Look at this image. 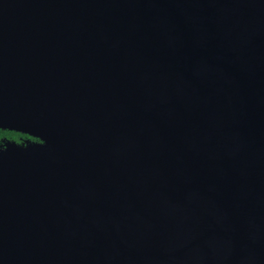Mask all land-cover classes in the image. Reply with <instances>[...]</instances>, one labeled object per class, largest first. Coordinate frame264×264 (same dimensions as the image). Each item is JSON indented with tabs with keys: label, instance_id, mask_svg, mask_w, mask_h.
Here are the masks:
<instances>
[{
	"label": "water",
	"instance_id": "95a60500",
	"mask_svg": "<svg viewBox=\"0 0 264 264\" xmlns=\"http://www.w3.org/2000/svg\"><path fill=\"white\" fill-rule=\"evenodd\" d=\"M0 264H264V0H0Z\"/></svg>",
	"mask_w": 264,
	"mask_h": 264
},
{
	"label": "flooded vegetation",
	"instance_id": "af4514ba",
	"mask_svg": "<svg viewBox=\"0 0 264 264\" xmlns=\"http://www.w3.org/2000/svg\"><path fill=\"white\" fill-rule=\"evenodd\" d=\"M38 139L15 130L0 128V151L4 150L8 145L25 146Z\"/></svg>",
	"mask_w": 264,
	"mask_h": 264
}]
</instances>
